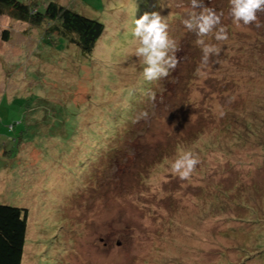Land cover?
Instances as JSON below:
<instances>
[{"label":"rangeland","instance_id":"rangeland-1","mask_svg":"<svg viewBox=\"0 0 264 264\" xmlns=\"http://www.w3.org/2000/svg\"><path fill=\"white\" fill-rule=\"evenodd\" d=\"M20 1L106 26L85 55L0 15V204L28 209L22 264H264V27L204 0L228 35L203 37L220 49L207 69L191 0ZM153 12L178 66L147 81L131 30ZM183 151L200 161L188 180L170 168Z\"/></svg>","mask_w":264,"mask_h":264},{"label":"clouds","instance_id":"clouds-1","mask_svg":"<svg viewBox=\"0 0 264 264\" xmlns=\"http://www.w3.org/2000/svg\"><path fill=\"white\" fill-rule=\"evenodd\" d=\"M229 5V14L237 29L257 21V11L264 10V0H229ZM191 7L200 11L190 12L189 18L183 20V24L189 31L196 33V43L202 47L203 60L206 63L210 55H219L220 49L206 43L203 37L213 33L215 29V39L225 41L228 39L227 29L221 25V15L206 7L204 0H191ZM132 23V36L137 44L134 55L139 57L143 65L144 79L155 81L167 77L169 71L177 65L174 56L175 43L169 36L167 21L158 12H153L145 13L140 18L135 15ZM223 115L224 112L220 111L219 116ZM199 162L191 151L180 152L170 163L171 173L180 180H188Z\"/></svg>","mask_w":264,"mask_h":264},{"label":"trees","instance_id":"trees-1","mask_svg":"<svg viewBox=\"0 0 264 264\" xmlns=\"http://www.w3.org/2000/svg\"><path fill=\"white\" fill-rule=\"evenodd\" d=\"M84 6L89 5L84 4ZM0 15H8L15 20L29 23L32 27L46 26V35L64 36L68 41L77 43L85 55H90L94 51L106 29L101 20L79 13L54 1L47 3L42 8L37 3H24L20 0H0ZM257 18V21L249 25H262L264 27L262 14L257 13ZM0 36L3 41H9L10 29H4ZM245 45L244 43L240 49ZM200 53H203V51L199 50L197 52L198 59ZM199 63V66L207 69L208 66L214 65L211 57L206 63L204 60L199 59ZM208 81H211V78ZM10 129L14 130L15 126L12 125ZM10 152L12 151L7 149L4 152L0 150V154L3 153L4 155H8ZM27 228V208L0 204V264H22Z\"/></svg>","mask_w":264,"mask_h":264}]
</instances>
